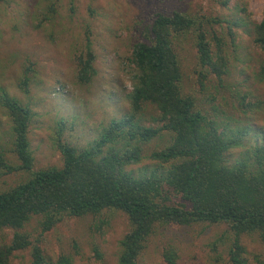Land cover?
Instances as JSON below:
<instances>
[{
	"label": "rangeland",
	"instance_id": "obj_1",
	"mask_svg": "<svg viewBox=\"0 0 264 264\" xmlns=\"http://www.w3.org/2000/svg\"><path fill=\"white\" fill-rule=\"evenodd\" d=\"M56 4L51 24L40 25L46 7ZM183 12L196 28L175 39L182 70L183 93L194 97L198 109L217 120L227 134L250 128L247 147L264 138V79L259 75L264 51L254 41V29L264 15V0H5L0 6V95L3 92L29 105L34 113L29 137L34 169L61 167L57 146L60 121H65L62 140L82 149L95 141L104 126L130 111L128 96L135 72L126 60L133 45L144 39L145 27L158 12ZM202 29L213 51L222 47L227 73L221 78L200 65L196 47ZM87 37L96 55L97 75L89 85L77 79L76 56ZM31 66L29 93L20 88ZM202 75H205L204 79ZM1 102V101H0ZM159 111L147 105L140 123L159 127ZM173 135L163 131L144 146L145 156L172 144ZM0 151L14 165L12 123L0 104ZM246 148L230 154L231 163ZM164 165L148 158L131 166L136 175L152 170L164 173ZM27 173L0 174V192L24 181ZM35 218L24 231L41 246L55 264L61 255L74 264H118L120 240L130 230L128 217L107 210L98 216L66 217L43 233ZM11 229L0 232L9 242ZM234 235L225 225L159 226L139 258L140 264H167L164 253L173 249L176 264H233L229 252ZM247 264H264V243L258 234H244ZM13 264H32V250L17 253Z\"/></svg>",
	"mask_w": 264,
	"mask_h": 264
},
{
	"label": "trees",
	"instance_id": "obj_2",
	"mask_svg": "<svg viewBox=\"0 0 264 264\" xmlns=\"http://www.w3.org/2000/svg\"><path fill=\"white\" fill-rule=\"evenodd\" d=\"M4 1L0 0V6ZM56 14L52 3L39 24H51ZM194 29L196 21L183 12L156 14L145 27L144 39L126 56L135 72L128 96L130 111L104 126L99 137L82 149L62 140L65 121L61 120L57 139L61 167L34 169L29 137L33 110L16 97L5 92L0 95V104L12 123V153L19 162L14 165L0 151V174L27 173L24 181L0 192V232L13 231L9 242L0 241V264H13L17 253L28 249L32 250V264H52L41 240L34 242L24 231L33 219H40L43 234L66 217L98 216L107 210L123 212L130 222V230L120 240L118 264H140L139 258L159 226L205 223L227 226L234 235L230 260L247 264L242 236L258 234L264 243V138L247 147L250 128L227 134L217 120L198 109L194 97L183 93L174 41ZM254 41L264 51V15L255 26ZM196 47L200 65L208 73L219 78L227 73L223 48L213 51L202 29L197 32ZM95 60L87 37L76 56L80 84H91L97 75ZM32 71L27 66L20 81L26 93ZM259 75L264 79V60ZM147 105L159 111L162 126L140 123ZM163 131L172 133V144L145 156L144 146ZM243 148L245 153L231 163V152ZM145 158L169 167L164 173L152 170L145 175L129 169ZM164 260L176 264V251H165ZM55 264H74V259L61 255Z\"/></svg>",
	"mask_w": 264,
	"mask_h": 264
}]
</instances>
